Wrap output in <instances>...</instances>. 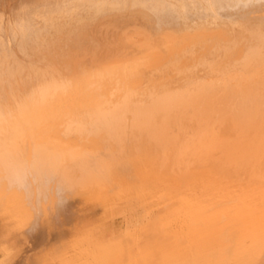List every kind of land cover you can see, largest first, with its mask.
I'll return each instance as SVG.
<instances>
[{"label":"bare ground","instance_id":"bare-ground-1","mask_svg":"<svg viewBox=\"0 0 264 264\" xmlns=\"http://www.w3.org/2000/svg\"><path fill=\"white\" fill-rule=\"evenodd\" d=\"M103 204L85 264H264V0H0V252Z\"/></svg>","mask_w":264,"mask_h":264},{"label":"rangeland","instance_id":"rangeland-1","mask_svg":"<svg viewBox=\"0 0 264 264\" xmlns=\"http://www.w3.org/2000/svg\"><path fill=\"white\" fill-rule=\"evenodd\" d=\"M81 208L79 213L82 214L76 212L78 216H75L73 222H63L51 227L42 221L33 233L22 238L9 257L0 252V264H85L87 258L84 254L83 239L88 234L85 228L105 221L109 204L91 208L86 213L83 211L86 207ZM165 208L166 206L156 205L157 212L163 213ZM179 208L180 206L176 210ZM76 217L82 218L79 220ZM106 221H109V224ZM106 221V226L114 230L116 227V230L120 229L123 224L122 217L118 215L109 217Z\"/></svg>","mask_w":264,"mask_h":264}]
</instances>
